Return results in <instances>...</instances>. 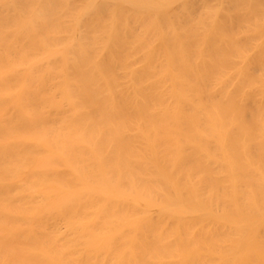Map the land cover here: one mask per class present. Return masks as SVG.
Segmentation results:
<instances>
[{
    "label": "bare ground",
    "instance_id": "bare-ground-1",
    "mask_svg": "<svg viewBox=\"0 0 264 264\" xmlns=\"http://www.w3.org/2000/svg\"><path fill=\"white\" fill-rule=\"evenodd\" d=\"M0 264H264V0H0Z\"/></svg>",
    "mask_w": 264,
    "mask_h": 264
}]
</instances>
